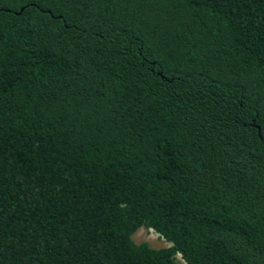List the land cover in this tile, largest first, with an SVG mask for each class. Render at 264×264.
I'll use <instances>...</instances> for the list:
<instances>
[{"label": "trees", "instance_id": "1", "mask_svg": "<svg viewBox=\"0 0 264 264\" xmlns=\"http://www.w3.org/2000/svg\"><path fill=\"white\" fill-rule=\"evenodd\" d=\"M176 254L264 264V0H0V264Z\"/></svg>", "mask_w": 264, "mask_h": 264}, {"label": "rangeland", "instance_id": "2", "mask_svg": "<svg viewBox=\"0 0 264 264\" xmlns=\"http://www.w3.org/2000/svg\"><path fill=\"white\" fill-rule=\"evenodd\" d=\"M132 239L135 243L146 242L152 248L166 247L170 243L162 238L151 228L139 227L132 235ZM179 264H184L178 254L175 255Z\"/></svg>", "mask_w": 264, "mask_h": 264}]
</instances>
